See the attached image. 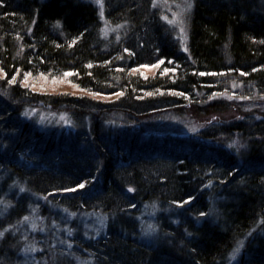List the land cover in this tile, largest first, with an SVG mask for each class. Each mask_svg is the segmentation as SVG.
<instances>
[{"label": "trees", "instance_id": "trees-1", "mask_svg": "<svg viewBox=\"0 0 264 264\" xmlns=\"http://www.w3.org/2000/svg\"><path fill=\"white\" fill-rule=\"evenodd\" d=\"M105 3V20L124 24L116 42L101 35L90 2L0 0V165L6 177L25 185L19 200L34 204L48 229L62 220L57 213L74 220L83 212L106 213L105 242L101 238L93 248L79 235L80 224L59 220L70 225L60 237L72 242V251L105 247L104 255H94L95 264H152L156 258L155 264H225L245 237L239 264H264V111L202 131L217 146L153 127L157 116L187 106L200 113L217 103L210 97L223 93L264 100V3L193 0L184 43L152 0ZM154 63L151 74L133 71ZM30 75L66 76L79 90L110 99L39 93L21 83ZM36 102L72 109L74 130L46 131L23 117L24 106ZM14 152L26 161H15ZM84 179L90 181L85 188H76ZM6 186L8 181L0 184V195L11 191ZM188 196L193 199L184 210L173 203ZM146 201L166 205L178 217L173 223L158 215L162 237L154 245L137 235L135 215ZM213 201L220 204L216 221L207 217ZM22 203L7 212L3 226L24 216ZM18 238L12 228L4 232L0 257L15 255L20 243L9 246ZM37 242L32 264H72L55 244L60 241L39 236Z\"/></svg>", "mask_w": 264, "mask_h": 264}, {"label": "rangeland", "instance_id": "rangeland-1", "mask_svg": "<svg viewBox=\"0 0 264 264\" xmlns=\"http://www.w3.org/2000/svg\"><path fill=\"white\" fill-rule=\"evenodd\" d=\"M86 2H90L94 5L99 13V20L101 25V35L105 38L111 39L114 38L113 42H116L121 36V31L123 30V23L112 24L105 20L103 14L105 10V0H83ZM193 0H152L153 7H157L160 12L161 18L164 23L168 26L170 30L173 31V34L179 41L182 43L185 42L186 39V31H187V16L190 12V9L185 7L187 2L192 3ZM261 3H264V0H259ZM167 17V19H164ZM182 29V30H181ZM157 63L154 64H142L138 67L134 68L133 71H138L142 74H151L155 71ZM3 73L0 72V78H3ZM23 85L30 87L31 90L38 91L39 93H70V94H79L85 95L89 97H94L102 100H108L110 97H106L108 95H92L88 92L79 90L76 85L71 83L66 76L62 77H50V76H41V75H33L24 78L21 82ZM112 98V97H111ZM208 101H217L216 104L206 105L200 109V113H197L195 107H182L173 111H170L162 116L158 117L156 120V125L153 126L154 130L160 134H169L174 136H181L187 139L190 138H200L202 131H206V128L213 125L215 122L226 121L229 119H243L244 117H248L253 115V117L260 116L261 111H264V100L262 99H249L245 97H234L232 94L223 93L216 96H212L208 99ZM218 104V105H217ZM54 108V109H53ZM44 106L42 102L31 103L25 105L23 108V117L27 120L33 119L34 124H37L39 128H42L46 131L54 130L56 132L59 131H68L69 129L74 130L75 121L71 117L72 109L67 108L65 110H56L55 107ZM58 108V107H56ZM156 128V129H155ZM204 133V132H203ZM201 141L207 142V144H211L215 146L214 138L212 137H201ZM217 146V145H216ZM2 152V150H0ZM15 154V161H21L24 163L26 161L25 155H21L17 152ZM2 155V153H1ZM7 156V154H6ZM11 156V155H9ZM3 165V163H1ZM0 165V184L8 181L7 190L4 195H0V232L3 233L8 230H13V233L21 234L22 242L20 246L17 247L15 251V255L10 252V257L5 258L4 256L0 257V264H32V256L33 253L36 252L38 247L37 238L39 236L49 238H53L56 241H60V243L55 242V244H59L63 248V252L66 253V257H71V261H65L72 264H95L94 255H104L103 251L105 247L94 248L93 251L87 249L85 252H76L72 251L69 244L65 242L60 236L62 232L68 230L70 228V224H80L82 232H80V236L84 240H90V248H93L99 244L100 239L104 237L107 229L108 223V215L102 211L88 212V213H80L76 220L73 219L71 215H68L65 212L57 213L56 218L60 216L64 222L55 221L52 223L51 229H48L46 226H43L41 223L43 222V217L40 211L35 208V205L31 202H27V199L19 200L24 193V184L18 183L17 177H6L8 171L7 168ZM14 184V185H13ZM15 186L16 189L12 188ZM222 193L221 191H219ZM215 191L211 194L214 196ZM34 195V194H33ZM8 196V197H7ZM12 196V197H9ZM221 199L227 200V197L223 195H219ZM33 198V197H32ZM34 201L38 202L42 200V196L34 195ZM219 199V198H217ZM24 204L25 214L21 216L18 221H13L12 224L7 223L3 226V221L7 215L9 210L12 208H16L17 204ZM159 202L157 201H146L140 208H137L136 220L139 224V231L137 232L138 237L141 241L145 243H149L154 245L157 238L162 237V230L160 228V218L159 214L167 215L168 220L171 222H177L178 217H174L168 213L171 209L170 207H166V205L160 207ZM222 204V202H221ZM187 205V203H186ZM220 204L217 201L209 202L210 206V214L207 216L208 218L213 217V221L218 219L216 214V207ZM53 207V206H51ZM178 208H182L184 210V204L179 205ZM52 209V208H51ZM65 211V210H64ZM162 211V212H161ZM50 214H54L53 211L48 209ZM60 220V221H62ZM200 219L197 218V221ZM202 221V218H201ZM15 225V226H14ZM15 227V228H14ZM17 231V232H16ZM56 234L53 236V232ZM181 231V230H180ZM183 236L187 235L188 231L186 229L181 231ZM0 235V238L3 236ZM58 236V238H57ZM247 238H243L239 240L235 247L232 249L231 254L229 255L225 264H239V258L241 253L243 252V247L246 244ZM103 242H105L103 238ZM190 243V242H189ZM71 245L72 242H71ZM181 245V244H180ZM108 247L110 245H107ZM14 249V248H11ZM92 253H91V252ZM102 251V253H101ZM95 252V253H94ZM12 254V257H11ZM65 258V256H63ZM4 258V259H2ZM157 259V258H156ZM154 260L152 264L158 262ZM17 260V262H12ZM37 264V263H35Z\"/></svg>", "mask_w": 264, "mask_h": 264}, {"label": "snow or ice", "instance_id": "snow-or-ice-1", "mask_svg": "<svg viewBox=\"0 0 264 264\" xmlns=\"http://www.w3.org/2000/svg\"><path fill=\"white\" fill-rule=\"evenodd\" d=\"M185 7L187 8V9H191L192 7H193V5H192V3L191 2H187L186 4H185ZM164 19H167V17H164ZM57 23H59V21H57ZM182 30V29H181ZM125 51H129V49H125ZM157 63L159 64V63H162V61H157ZM89 66H91V65H89ZM261 67H264V65H262ZM231 69H229V71H230ZM165 71H168V69H165ZM172 71H175V69H172ZM193 71H195L194 69H193ZM253 71H255V69H253ZM245 75H247V73H244ZM65 75H70V73L69 72H66L65 73ZM10 82H15V78L13 77V79H12V81H10ZM123 93H121V95H122ZM181 95H187V93L185 92V93H180ZM97 95H99V94H97ZM213 95H215V93H213ZM233 142H235V141H233ZM91 179H95V177H92ZM90 181L89 180H87V179H84V180H82V182H80V183H78V184H76L75 185V187L76 188H78V189H83V188H85V186H86V184L87 183H89ZM209 183H211V181H209ZM64 191H70V189H63ZM72 190H74V189H72ZM193 199V197L192 196H188L187 197V199L186 200H184V199H182V200H176V201H173V203L174 204H177V205H182V204H186L188 201H191ZM200 215H204V213H201ZM0 235H3V233L2 232H0ZM69 247H71V242H69Z\"/></svg>", "mask_w": 264, "mask_h": 264}, {"label": "bare ground", "instance_id": "bare-ground-1", "mask_svg": "<svg viewBox=\"0 0 264 264\" xmlns=\"http://www.w3.org/2000/svg\"><path fill=\"white\" fill-rule=\"evenodd\" d=\"M22 242V240L21 239H19L18 238V240L17 239H12V241L10 242V246H9V248L10 247H12V248H14L16 245H18L19 243H21Z\"/></svg>", "mask_w": 264, "mask_h": 264}]
</instances>
